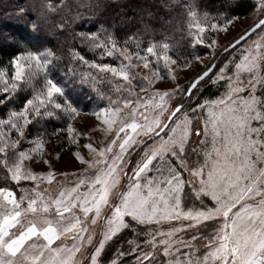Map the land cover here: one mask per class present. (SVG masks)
<instances>
[{
	"label": "snow or ice",
	"instance_id": "1",
	"mask_svg": "<svg viewBox=\"0 0 264 264\" xmlns=\"http://www.w3.org/2000/svg\"><path fill=\"white\" fill-rule=\"evenodd\" d=\"M225 3L226 10L213 18L216 22L194 25L193 49L211 47L206 44L208 33L223 31L237 20L233 10L243 7L244 0ZM247 7L258 15L236 43L252 34L257 39L251 45L245 41L234 76L228 75L227 63L209 76L213 63L203 75L179 85V72L173 74L170 65L187 66L189 58L181 62L165 56L163 67L177 86L149 91L156 80L169 81L159 67L150 77L130 73L140 62L149 67L140 52L135 53L139 62L132 64L130 50L118 51V45L109 44L101 56L122 57L118 66L73 52L74 58L114 82L106 103L90 113L95 120L67 99L60 102L65 89L49 76L55 56L51 51L41 54L47 43V7L41 12L33 5L35 18H29V9H18L24 17L17 26L22 31L13 33L37 50L19 51L0 65V85H7L0 87V96L6 102L26 83L35 90L20 110L0 117V168L6 172L3 179L16 185V190L0 186V264H125L122 258L129 255L134 259L127 264H264V97L256 95L258 86L264 90L257 63L264 61V0H251ZM226 51L222 46V53ZM147 53L159 60L153 47ZM190 58L201 59L197 52ZM241 70L251 74L247 81L241 79ZM85 76L100 79L90 72ZM41 78L43 84L37 87ZM220 81L225 82L220 95L202 97L209 83L219 86ZM137 87L147 93L145 98L137 96ZM245 91L249 95H242ZM34 121H64L51 135L62 134L58 145L67 148L72 163L80 161L79 172H61L57 179L51 170L54 160L44 161L50 169L46 172L25 167L33 156L44 157L43 137L31 141L34 147L20 150ZM100 131L112 138L94 146L91 137ZM194 132L202 136L195 147L189 143ZM85 149L87 159L81 154ZM22 181L34 186H23ZM53 181L52 190L41 189ZM125 231L134 236L126 241L128 249H117L116 258L105 262L107 245ZM198 240L207 241L203 256L192 251ZM182 248L189 251L182 253Z\"/></svg>",
	"mask_w": 264,
	"mask_h": 264
},
{
	"label": "trees",
	"instance_id": "2",
	"mask_svg": "<svg viewBox=\"0 0 264 264\" xmlns=\"http://www.w3.org/2000/svg\"><path fill=\"white\" fill-rule=\"evenodd\" d=\"M249 3L251 0H244L243 7L233 10L238 16L237 20L252 12L247 7ZM33 5L41 12L47 7V43L41 54L51 51L55 56L54 64L49 68V76L65 89V97L61 98V102L67 99L71 106L82 111L91 109L89 102L80 100L83 93L94 92L95 97L102 95V92L112 94L114 82H109V75L102 77L96 69L74 58L73 52L78 51L89 61L118 66L122 57L101 56L109 44L115 43L118 48L148 56L151 62L154 57L147 53L149 47L154 48L159 58L171 56L181 62L189 58L190 64L194 60L190 57L196 52L199 56L207 52L202 46L198 49L191 46V35L196 31L194 25L197 22L202 25L216 22L213 18L226 10L225 0H0V65L10 61L19 51L37 50L13 33L22 31L17 26L23 22L24 17L18 9H29V18H35L37 12L32 10ZM52 6H55V10ZM100 44L104 45L103 49L99 47ZM160 64L163 71L161 61L153 62L155 67L160 68ZM89 72L94 78L100 79L90 81L87 76L83 79L84 74ZM42 84L41 78L37 87ZM224 85L225 82L219 83V86L208 85L203 90L202 97L215 98L224 91ZM32 90L35 89L31 84H27V88L21 85V90L12 96L7 106L0 108V117L8 115L10 110H20L31 97ZM79 101L84 103L81 108ZM100 102L99 105L103 106L104 103ZM59 126L60 124L54 122L34 121L27 130V139L34 140L43 135H46L45 138L53 137L51 134ZM5 175V170L0 168V186L16 190V185L10 179H3ZM17 195H20L18 190ZM133 238V234L125 231L109 242L103 253L104 261L109 262L116 258L117 249L127 250L126 241ZM143 239L144 237H140L141 241ZM122 259L127 264L134 256L129 255Z\"/></svg>",
	"mask_w": 264,
	"mask_h": 264
},
{
	"label": "rangeland",
	"instance_id": "3",
	"mask_svg": "<svg viewBox=\"0 0 264 264\" xmlns=\"http://www.w3.org/2000/svg\"><path fill=\"white\" fill-rule=\"evenodd\" d=\"M257 13L255 11H252L251 14H249L247 17L242 18L240 20H234L233 24L228 25L226 28H224L223 31L220 32H209L208 35H210V39L206 41V44H210L211 47L206 48L207 52L204 53L202 56L200 55L201 59L200 60H196L194 59L190 64H188L187 66H181L179 68H177V65H170V67L173 69V74H175L176 71L179 72V76H178V84L179 85H186L188 83V81L193 80L194 78H197L198 76H200L202 73H204L207 67H211L213 63L216 64L215 67V72L211 75L214 76L215 73H217L218 69L223 67L225 63L228 64L229 67V71H228V75L230 76H234L236 73V68L235 65L240 63L241 60L243 59V54L245 53V42L240 45L239 47H237L236 49H234L231 52H223L222 53V46L225 48H229V46H231L237 39H239V34L245 30L248 29L250 25H253V21L256 20L257 18ZM235 38V39H234ZM257 39L256 35H253L251 38H249L247 40L248 45H251L252 40ZM203 48H205L204 46H202ZM120 49H124L125 51H127L128 49L126 48H118L117 50L119 51ZM133 53V52H132ZM219 56V60L216 59V57ZM147 58V62L149 67L145 68L143 63L140 62V66L138 68H133L130 69V73H138L139 76L143 77V76H151L152 75V71L154 68H156L153 65V62L155 61H161L162 62V69L163 71H161V75L166 77V79L169 81V83H163L161 80H156V82L149 88V91H155V90H171L172 88L177 86V81H172L171 80V75L168 73V70L165 69L163 67L164 65V57L162 56L159 58V60L156 59V57L153 58V61H149L148 60V56H145ZM139 62V58L135 56V53H133V59H132V64H137ZM127 63V62H125ZM258 66H259V72L258 75L264 77V61H260L258 59L257 61ZM160 69H161V64H160ZM102 77H105V74L99 73ZM110 76V75H109ZM251 76L250 73L245 72L243 70L240 71V77L242 80L247 81V79H249ZM117 81H120L122 84H126V82L122 81V78L117 77L115 78ZM208 80V79H207ZM224 82V81H220L219 83ZM135 83V81H134ZM212 83H209L208 85H210ZM25 88H27V83L23 85ZM0 87H7V85H0ZM205 89V88H204ZM203 89V90H204ZM136 93L137 96L140 99H143L146 97L147 93L145 92H141L140 89L134 88L133 89ZM263 93V96H262ZM94 94V92H93ZM92 93H83V98L80 99L81 101L84 99L86 100L85 102H89L91 109L89 111H82V115L85 116L87 119L89 120H95V117H92L90 115V113L92 111H95L98 107L102 106L99 105L100 103H106V96L110 95L108 93H104L102 92V95H99V97H95ZM242 95H249L248 91H245L244 93H242ZM257 96H261L264 97V90H262L259 86L257 87V92H256ZM115 98V97H114ZM134 101L135 99H137V97H131ZM76 99V98H74ZM10 100V99H9ZM9 100H7L6 102L3 101V97L0 96V108H4V106H7V102H9ZM77 101V100H76ZM81 101H79V108L82 107V105H84V103H81ZM61 102V101H60ZM62 103V102H61ZM80 110V109H79ZM67 119V117H66ZM77 121H80V117H77ZM55 124H62L64 123V121H53ZM254 125L257 124V122H253ZM34 124V123H33ZM202 127V125H201ZM123 135V134H121ZM62 136V134H61ZM61 136H53L50 138H45L46 135H43L41 137H43L46 140V144H45V148H44V157L43 159L37 157V156H33V161H25V167L26 168H30L32 171L34 172H46L49 169L48 164L44 163V161H56V163L54 164L53 168L51 170L55 171L57 173V179H61L60 177V173L61 172H68V173H73V172H79L81 166V163L79 160H75V163H72L69 159V155H68V150L67 148H63L61 149L58 145V141L61 139ZM13 138H15V133H13ZM112 138V134L109 135V137L106 139L103 132H97L94 135H92L91 140L94 143V146L97 142L100 143L101 146H104L107 144L108 140ZM202 139V136L197 137L195 135V132L193 133L192 137L190 138V145H192L193 147L198 146V141ZM32 140L27 139V136L25 137V140H23L21 142V146H20V150H27L28 148L34 147V145L31 143ZM53 147L56 148V151H53ZM23 148V149H21ZM86 149L84 151L81 152L82 155H85V158L87 159V155H86ZM71 157L72 159H75L74 157V150L71 153ZM186 175V174H185ZM69 179H73V177H69ZM55 181H53V184L51 186L49 185H41V189H43L45 186H47L50 190H52L54 188L55 185ZM21 184H23V186H34L33 182L31 181H22ZM185 191H188V189L186 188ZM19 196V195H17ZM198 203V202H197ZM205 223H211V222H205ZM167 227V225L165 226ZM14 231V230H13ZM186 239H190V237L186 236ZM59 241H57L56 243H54L52 245V247H56L59 245ZM67 243L69 244V246H71L72 241L69 239L67 241ZM195 244V248L192 249L193 252H195L196 256H203L207 251L208 248L206 247L207 245V241L206 240H198L196 242H194ZM90 251H91V246H88ZM189 249L187 248H182L181 252H188ZM90 254V252H89ZM78 258L83 259V257H80V254H77ZM183 258V257H182ZM165 259L163 256H161V260ZM104 260V257H103ZM84 264H90V260H85Z\"/></svg>",
	"mask_w": 264,
	"mask_h": 264
},
{
	"label": "water",
	"instance_id": "4",
	"mask_svg": "<svg viewBox=\"0 0 264 264\" xmlns=\"http://www.w3.org/2000/svg\"><path fill=\"white\" fill-rule=\"evenodd\" d=\"M257 31H259V30H257ZM253 35H255V34H252L251 35V37L253 36ZM249 39V37L248 36H245V39L244 40H240V42L237 44L236 43V41L231 45V46H229V48H227L228 49V51H226V53L227 52H231V51H233L234 49H236L237 47H239L240 45H242L245 41H247ZM238 40V39H237ZM214 71H215V68H212V71L211 72H209V76H211L213 73H214ZM201 75H203V73L201 74ZM208 79V77H205V80H207ZM204 81H201V83H203Z\"/></svg>",
	"mask_w": 264,
	"mask_h": 264
}]
</instances>
